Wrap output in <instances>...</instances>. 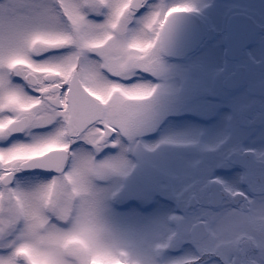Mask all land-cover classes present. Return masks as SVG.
<instances>
[{"label": "snow or ice", "instance_id": "snow-or-ice-1", "mask_svg": "<svg viewBox=\"0 0 264 264\" xmlns=\"http://www.w3.org/2000/svg\"><path fill=\"white\" fill-rule=\"evenodd\" d=\"M244 7L252 59L228 118L234 136L174 177L179 215L169 218L170 243L153 252L126 251L111 229L106 242L84 209L104 210L107 196L93 181L127 175L124 153L153 120L148 101L157 89L142 83L144 74L162 70L170 19L195 9L0 0V264H264V112L256 100L264 84L257 87L254 66L264 56V7ZM105 149L121 154L98 162ZM79 197L88 199L76 207Z\"/></svg>", "mask_w": 264, "mask_h": 264}, {"label": "rangeland", "instance_id": "rangeland-1", "mask_svg": "<svg viewBox=\"0 0 264 264\" xmlns=\"http://www.w3.org/2000/svg\"><path fill=\"white\" fill-rule=\"evenodd\" d=\"M221 49L218 43L207 46L201 58L193 59L190 66L195 72L218 76L221 73ZM181 69L178 65L170 67L163 75L164 79L157 82L159 88L171 89L174 86L171 74ZM142 83L158 88L155 81L148 77H144ZM155 101L159 102V107L151 111L152 105H148L153 120L144 134L151 135L157 124L166 118L157 136L137 139L139 147L132 145L131 150L124 153L128 161L127 175H109L95 181L96 187L107 196L104 208L110 229L126 242V248L132 250L154 247L160 239V221L164 213L158 200H172L167 190L173 188L174 177L193 159L208 154V149L216 144V138L221 135L225 119V112L214 107L210 111L199 109V106H195L194 111H182L186 109L172 105L170 96ZM206 117L210 120L206 121ZM124 145L130 146L127 140ZM120 154V149H105L96 159L103 162Z\"/></svg>", "mask_w": 264, "mask_h": 264}, {"label": "flooded vegetation", "instance_id": "flooded-vegetation-1", "mask_svg": "<svg viewBox=\"0 0 264 264\" xmlns=\"http://www.w3.org/2000/svg\"><path fill=\"white\" fill-rule=\"evenodd\" d=\"M155 4L162 3L165 7L176 5H187L195 9L193 12L177 14L170 19L169 26L176 24L177 28L181 29H197L204 32V41L198 50L187 57L178 58L168 56L163 52L164 41L161 45L159 52V60L162 65V70L156 75L148 73L144 74V77L155 81L158 88L155 94L148 101V105H152V110L155 107H159L156 99H162L163 96H170L172 105L182 106L186 110L182 111H194L195 106L203 108L205 111H210L213 107L225 112V119L221 126V135L216 140L217 142L221 137H233L234 128L230 127L229 117L240 106V100L246 91L241 81V74L246 71V61L252 59V46L247 47L242 55L236 60L229 59L226 51V38L229 31V23L232 18L236 16H243L246 9L245 5H255L257 7H264V0H152ZM236 30L246 29L243 21H236ZM219 45L222 52L220 60H222L220 70L221 73L215 76V73H203L195 72L193 66H190L191 61L196 57H200L207 46ZM257 49L261 48L259 42L256 44ZM201 58V57H200ZM205 59V57H202ZM206 63V62H203ZM264 56L258 55L255 58L254 66L257 69V87L264 84ZM181 66V71H177L172 75L174 86L169 89H160L157 82L164 79L163 75L169 71L170 67ZM178 68V67H177ZM143 77V78H144ZM256 100L260 106V111L264 112V90L257 92ZM177 110V111H179ZM187 115V114H185ZM206 121L210 120V117L205 118ZM166 121L163 119L160 124H157L154 132L147 136L142 134L137 138L139 141L143 138H154L157 136L162 125ZM216 142V143H217ZM170 193V194H169ZM167 194L172 200L160 199L159 204L164 216L160 221V239L156 241L158 243H170L168 239L169 230L172 227L170 217L179 215L180 202L175 198V188L167 190ZM165 204V205H164ZM162 214V213H161ZM154 247H150L155 252ZM126 251H133L132 249L125 248ZM135 250V249H134Z\"/></svg>", "mask_w": 264, "mask_h": 264}, {"label": "water", "instance_id": "water-1", "mask_svg": "<svg viewBox=\"0 0 264 264\" xmlns=\"http://www.w3.org/2000/svg\"><path fill=\"white\" fill-rule=\"evenodd\" d=\"M243 21L246 29L236 30V21ZM169 32L164 40L163 52L168 56L185 58L196 52L204 41V32L197 29H181L176 24L169 26ZM247 17L236 16L229 23V31L226 38V51L229 59L236 60L242 52L250 46L246 39Z\"/></svg>", "mask_w": 264, "mask_h": 264}, {"label": "clouds", "instance_id": "clouds-1", "mask_svg": "<svg viewBox=\"0 0 264 264\" xmlns=\"http://www.w3.org/2000/svg\"><path fill=\"white\" fill-rule=\"evenodd\" d=\"M95 183V181H93ZM69 191L71 192V186H69ZM87 197H79L74 198V205L76 207H79L81 204V201H87ZM85 212L93 219L95 226L100 231L103 239L108 242L110 240V234L108 232V229H110L108 221H107V215L105 208L100 213H97L95 209L91 208L89 205L85 204ZM69 245L75 243V241L69 240L67 241ZM65 264H77L76 261L72 260L71 258L64 257Z\"/></svg>", "mask_w": 264, "mask_h": 264}]
</instances>
